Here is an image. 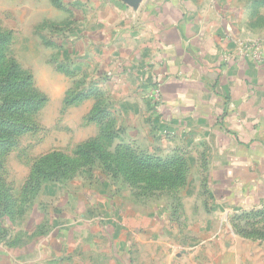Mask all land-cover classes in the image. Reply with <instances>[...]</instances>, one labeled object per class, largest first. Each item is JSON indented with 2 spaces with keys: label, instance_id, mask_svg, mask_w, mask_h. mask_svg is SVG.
I'll return each mask as SVG.
<instances>
[{
  "label": "rangeland",
  "instance_id": "1",
  "mask_svg": "<svg viewBox=\"0 0 264 264\" xmlns=\"http://www.w3.org/2000/svg\"><path fill=\"white\" fill-rule=\"evenodd\" d=\"M81 2L0 0V28L10 33L5 57L29 74L44 99L26 116L31 128L0 156V178L13 198L11 210L0 214V241H39L57 219L72 264H264V207L219 212L202 157L188 156L196 150L141 132L150 122L145 126V118L135 116V97L124 101L118 80L101 69L103 62L97 67L89 51L87 43L96 47L101 38L96 31L87 35ZM253 10L247 21L264 28V4ZM247 40L264 44L263 36ZM123 102L128 116L120 108ZM108 133L112 148L127 144L175 159L172 187H138L123 175L105 173L96 161L69 166L73 173L66 169L59 182L42 181L38 188L27 183L42 157L57 151L76 160L79 144L108 143ZM63 210L67 215L61 217ZM76 220L80 227L72 230Z\"/></svg>",
  "mask_w": 264,
  "mask_h": 264
},
{
  "label": "crops",
  "instance_id": "2",
  "mask_svg": "<svg viewBox=\"0 0 264 264\" xmlns=\"http://www.w3.org/2000/svg\"><path fill=\"white\" fill-rule=\"evenodd\" d=\"M81 1L87 35L96 31L101 38L96 47L87 43L89 51L118 80L124 101L135 97L143 112L135 116L147 119L145 126L150 122L141 132L196 150L188 156L202 157L219 212L263 207L264 59L256 62L241 48L249 36L264 37L263 27L247 21L254 0L243 6L240 0H142L137 7L124 0ZM155 86L159 103L150 97ZM120 106L128 116L127 102ZM56 220L39 241H0V264H69Z\"/></svg>",
  "mask_w": 264,
  "mask_h": 264
},
{
  "label": "trees",
  "instance_id": "3",
  "mask_svg": "<svg viewBox=\"0 0 264 264\" xmlns=\"http://www.w3.org/2000/svg\"><path fill=\"white\" fill-rule=\"evenodd\" d=\"M263 4L264 0H254L253 8ZM9 40L10 33L0 28V156L14 146L18 135L31 128L26 116L37 111L44 100L33 90L29 74L23 71L16 61L6 59L5 49ZM104 139L108 140V143L88 140L79 144L76 151L80 157L76 160H70L57 151L42 157L33 166L27 183L34 182L32 188H38L42 181L59 182L67 175L66 169L73 173L69 166L87 165L96 161L105 173L113 177L123 175L138 187H172L171 166H176L175 159L162 160L127 144L112 148L109 133ZM140 182L142 184H139ZM10 200H13L10 190L5 188L0 178V214L11 210L13 202Z\"/></svg>",
  "mask_w": 264,
  "mask_h": 264
},
{
  "label": "built area",
  "instance_id": "4",
  "mask_svg": "<svg viewBox=\"0 0 264 264\" xmlns=\"http://www.w3.org/2000/svg\"><path fill=\"white\" fill-rule=\"evenodd\" d=\"M242 54H248L254 61L260 62L264 59L263 42L258 40H246L241 44ZM150 97L155 103L161 100V93L159 86L152 88Z\"/></svg>",
  "mask_w": 264,
  "mask_h": 264
},
{
  "label": "water",
  "instance_id": "5",
  "mask_svg": "<svg viewBox=\"0 0 264 264\" xmlns=\"http://www.w3.org/2000/svg\"><path fill=\"white\" fill-rule=\"evenodd\" d=\"M124 1L133 7H137L142 2V0H124Z\"/></svg>",
  "mask_w": 264,
  "mask_h": 264
}]
</instances>
